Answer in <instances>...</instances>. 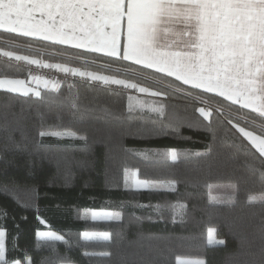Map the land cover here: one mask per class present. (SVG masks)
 <instances>
[{
    "label": "trees",
    "instance_id": "1",
    "mask_svg": "<svg viewBox=\"0 0 264 264\" xmlns=\"http://www.w3.org/2000/svg\"><path fill=\"white\" fill-rule=\"evenodd\" d=\"M0 47L112 74L48 54L65 46L40 42L30 50ZM41 48L48 52L40 53ZM4 75L27 79L29 72L0 59V77ZM40 91L44 100L0 91V227L7 232L9 261L20 259L25 264V257H30L33 264H62L65 259L73 264H178L180 256H201L205 264H264V203L249 201L250 196L264 194V179L248 167L250 156L236 153L233 145L239 142L231 133L225 134L222 117L214 115L209 125L189 101L179 97L167 101L164 117L146 109L129 112V96L148 102L156 98L92 82L71 80L56 92ZM65 97L78 108L61 103ZM38 112L44 117L43 125ZM144 116L156 123H145ZM66 129L86 135L87 142L38 135L40 130ZM210 147L211 158L195 155ZM169 149L189 155H181L177 162L155 155ZM137 152H148L149 158ZM124 167L138 169L142 179L174 180L175 191L125 190ZM212 184L233 185L234 200L212 202ZM135 204L161 208L157 212L130 206ZM86 209L122 212L123 219H81ZM210 227L216 228L222 243L208 242ZM45 229L64 235L70 244L38 239L36 232ZM86 230L108 232L112 240L83 241L80 233ZM84 251H110L112 256L85 257Z\"/></svg>",
    "mask_w": 264,
    "mask_h": 264
},
{
    "label": "snow or ice",
    "instance_id": "2",
    "mask_svg": "<svg viewBox=\"0 0 264 264\" xmlns=\"http://www.w3.org/2000/svg\"><path fill=\"white\" fill-rule=\"evenodd\" d=\"M40 42L65 46L63 49L53 48L48 53L52 56L95 65L112 74L81 70L67 63H47L4 48H0V57L55 69L103 85L133 89L156 98L148 102L129 96V112L146 109L148 113L164 117L168 100L174 97L185 99L209 125L214 115L223 118L222 122L227 126L225 134L231 133L239 142L233 145L236 153L244 152L250 156L248 167L264 179V0H0V44L30 50ZM38 51L46 53L48 49ZM33 83L35 87L30 86ZM41 87L56 92L59 83L32 75L27 79L0 77V91L7 93L24 97L31 94L44 100L39 90ZM72 87L69 85V89ZM217 97L222 100L215 104L210 102ZM60 102H69L72 108H78L77 103L68 97ZM37 115L43 125V115L39 112ZM79 119L84 121L83 116ZM143 120L156 123L150 116H144ZM38 135L87 142L86 135H78L70 129L40 130ZM135 154L149 158L148 152ZM155 155L177 162L181 155L187 157L189 154L169 149ZM195 155L211 158L212 149ZM122 172L125 190L159 191L166 188L175 191L174 180L167 183L141 180L139 170L128 167ZM257 200L264 203V194L259 198L249 197L250 202ZM130 206L151 207L157 212L161 208L160 205ZM120 207L123 209L125 204L122 202ZM171 207L183 209L184 205ZM80 218L121 221L123 213L86 209ZM40 222L46 224L43 219ZM6 237V229L0 227V264H21L20 259L9 261L7 258ZM36 237L70 244L56 231H37ZM80 237L83 241L112 240L108 232L87 230L80 233ZM16 248L14 243L13 251ZM82 255L111 258L112 253L84 251ZM25 264H33L32 259L25 257ZM62 264L71 262L65 259ZM179 264L204 262L182 260Z\"/></svg>",
    "mask_w": 264,
    "mask_h": 264
},
{
    "label": "rangeland",
    "instance_id": "3",
    "mask_svg": "<svg viewBox=\"0 0 264 264\" xmlns=\"http://www.w3.org/2000/svg\"><path fill=\"white\" fill-rule=\"evenodd\" d=\"M40 60H42V59H40ZM68 66H70V65H68ZM70 67H76V66H70ZM76 68H79V67H76ZM80 69L81 70H88L86 68H80ZM89 71H93V70H89ZM40 89H42V88H40ZM176 151L178 153L182 154V152H179L178 150H176ZM133 170H136V169H133ZM138 178L141 179V180H144V179L140 178L139 176H138ZM162 181H164L165 183L168 182V181H165V180H162ZM175 186H176V184H175ZM161 189H166V188H161ZM209 192H210V200L212 202H231L235 198L234 197V187L231 184H212V185H209ZM261 195L262 194H257V195H253V196L259 198ZM95 211H101V210H95ZM103 211H109V210H103ZM111 212H114V211H111ZM83 213L84 212H82L81 215ZM41 231H53V230L45 229V230H41ZM97 232H102V231H97ZM223 241H224L223 239L218 238L216 236V228L215 227H210L208 229V242L210 244H216L217 242H223ZM182 260H191V261L202 260L204 262V264H205V259L203 257H201V256H180L177 259V263L179 264V261H182ZM21 264H23V263H21ZM71 264H73V263H71Z\"/></svg>",
    "mask_w": 264,
    "mask_h": 264
},
{
    "label": "built area",
    "instance_id": "4",
    "mask_svg": "<svg viewBox=\"0 0 264 264\" xmlns=\"http://www.w3.org/2000/svg\"><path fill=\"white\" fill-rule=\"evenodd\" d=\"M4 50H8V49H4ZM18 54L26 55V54H23V53H18ZM0 59L3 60V61L8 62L10 64L27 68L28 72H29V75L37 76V77H40L42 79L49 80V81H56V82L59 83V86L62 85L63 83H65V82H67V81L75 80V81L92 82V83L97 84L99 86H103V87H106L108 89H113V90H117V91H121V90L126 91V90H128V89H124L121 86H117V85H103L100 82L89 81L86 78H81L79 76H73L71 74H66V73L57 71L55 69H48V68L38 67L36 65H27V64H25L22 61H20V62L15 61V60H11L10 61L6 57H0Z\"/></svg>",
    "mask_w": 264,
    "mask_h": 264
},
{
    "label": "crops",
    "instance_id": "5",
    "mask_svg": "<svg viewBox=\"0 0 264 264\" xmlns=\"http://www.w3.org/2000/svg\"><path fill=\"white\" fill-rule=\"evenodd\" d=\"M45 62H46V61H45ZM47 63H52V62H48V61H47ZM8 78H9V77H8ZM13 79H21V78H13ZM41 79H42V78H41ZM42 80H45V79H42ZM48 81H49V80H48ZM31 86H32V87H35V84H34V83L31 84ZM41 88H43V87H41ZM39 90H40V89H39Z\"/></svg>",
    "mask_w": 264,
    "mask_h": 264
}]
</instances>
